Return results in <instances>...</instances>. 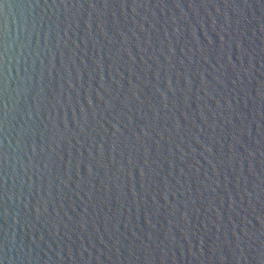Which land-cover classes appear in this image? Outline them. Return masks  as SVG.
Returning <instances> with one entry per match:
<instances>
[{
  "label": "water",
  "instance_id": "water-1",
  "mask_svg": "<svg viewBox=\"0 0 264 264\" xmlns=\"http://www.w3.org/2000/svg\"><path fill=\"white\" fill-rule=\"evenodd\" d=\"M0 264H264V0H0Z\"/></svg>",
  "mask_w": 264,
  "mask_h": 264
}]
</instances>
